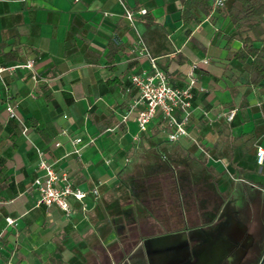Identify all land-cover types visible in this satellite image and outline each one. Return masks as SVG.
<instances>
[{
    "label": "crops",
    "instance_id": "0c3cea01",
    "mask_svg": "<svg viewBox=\"0 0 264 264\" xmlns=\"http://www.w3.org/2000/svg\"><path fill=\"white\" fill-rule=\"evenodd\" d=\"M188 1L190 21L182 18ZM231 1L215 8L208 0L205 14V0H0V67L33 62L32 71L5 72L0 82V264H260L264 163L255 154L264 148V88L249 80L250 58H233L242 42L227 40ZM139 38L175 87L197 64L203 90L189 137L172 144H160L167 139L160 117L144 132L137 109L123 119L137 95L130 77L151 68L138 55ZM70 137L82 143L73 147ZM35 147L86 193L85 210L74 200L69 217L54 205L36 206ZM158 152L210 167L203 180L217 183L219 191L207 193L216 204L203 200L196 221L143 216L124 186Z\"/></svg>",
    "mask_w": 264,
    "mask_h": 264
},
{
    "label": "built area",
    "instance_id": "2783aa9c",
    "mask_svg": "<svg viewBox=\"0 0 264 264\" xmlns=\"http://www.w3.org/2000/svg\"><path fill=\"white\" fill-rule=\"evenodd\" d=\"M227 0H214V7L220 8ZM140 14H145V10H141ZM125 19L129 24H133V14L125 11ZM138 55L149 60L151 68L149 71H142L130 77V83L137 91L133 105L123 117L127 119L133 109H137L136 125L139 132H144L149 123L157 117L163 121L167 129V140L176 142L181 138L189 137L187 126L193 117L195 109L196 93L203 89L197 87L198 78L196 77L197 64L193 63L186 75V83L183 87H175L169 83L167 75L158 68L155 59L149 54L144 41L139 38L137 42ZM208 64V60L201 61ZM15 69L33 70V62L17 63L9 67H0V82L3 73H12ZM6 111L10 118L15 119L13 106L8 105ZM203 115L207 113L203 111ZM236 115V110H230L225 117L227 122H232ZM26 127H23V132ZM62 135L66 136L67 132L62 131ZM73 147L82 143V139L78 137H70ZM56 147L59 143L55 144ZM38 157V168L42 174L36 177L32 182V187L37 192L36 206L52 205L58 207L65 216L69 217L72 213L70 200L78 202L82 210L86 209L84 202L86 193L71 182L66 171H57L53 165L48 164L44 159L43 151L37 147L34 148ZM80 149L74 148L73 154H78ZM256 162L258 165L264 163V148L258 147L256 150ZM96 193V191H94ZM8 224L12 221L6 219ZM1 240V234H0Z\"/></svg>",
    "mask_w": 264,
    "mask_h": 264
},
{
    "label": "rangeland",
    "instance_id": "374dc122",
    "mask_svg": "<svg viewBox=\"0 0 264 264\" xmlns=\"http://www.w3.org/2000/svg\"><path fill=\"white\" fill-rule=\"evenodd\" d=\"M165 142L172 144L167 139L160 144ZM157 154L154 164L136 165L132 181L124 186L133 191L143 216L147 213L163 222H176L175 225H179L184 218L188 223L196 221L199 218V204L203 200L216 204V200L207 193L219 191L217 183L203 180L210 167L196 163L199 160L194 163L190 158H168L162 152ZM224 167L227 169V165ZM175 191L180 198L181 213L177 209V198L173 197ZM166 193L172 195V208L166 205Z\"/></svg>",
    "mask_w": 264,
    "mask_h": 264
},
{
    "label": "trees",
    "instance_id": "16d2710c",
    "mask_svg": "<svg viewBox=\"0 0 264 264\" xmlns=\"http://www.w3.org/2000/svg\"><path fill=\"white\" fill-rule=\"evenodd\" d=\"M207 1L204 3L205 14L211 11ZM190 8L191 3L184 2L182 18L186 21L193 19ZM225 15L234 29V34L227 40L231 41L238 37L242 42V47L233 53V58L241 63L250 58L249 80L253 85L264 88V0H232ZM248 33L251 36L247 35Z\"/></svg>",
    "mask_w": 264,
    "mask_h": 264
},
{
    "label": "water",
    "instance_id": "95a60500",
    "mask_svg": "<svg viewBox=\"0 0 264 264\" xmlns=\"http://www.w3.org/2000/svg\"><path fill=\"white\" fill-rule=\"evenodd\" d=\"M264 260V255L261 257L260 261H258V263H262V261Z\"/></svg>",
    "mask_w": 264,
    "mask_h": 264
}]
</instances>
